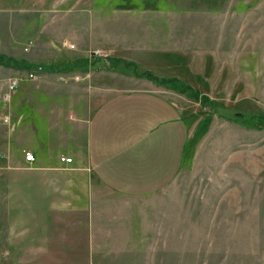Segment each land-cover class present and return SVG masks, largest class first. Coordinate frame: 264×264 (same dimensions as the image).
<instances>
[{"label":"rangeland","instance_id":"rangeland-1","mask_svg":"<svg viewBox=\"0 0 264 264\" xmlns=\"http://www.w3.org/2000/svg\"><path fill=\"white\" fill-rule=\"evenodd\" d=\"M0 54L22 67H0L3 107L20 86L85 96L88 110L158 87L191 137L167 188L124 199L94 186L106 202L55 213L45 237L26 230L11 196L21 203L28 176L0 152V264H264V0H0Z\"/></svg>","mask_w":264,"mask_h":264},{"label":"crops","instance_id":"crops-1","mask_svg":"<svg viewBox=\"0 0 264 264\" xmlns=\"http://www.w3.org/2000/svg\"><path fill=\"white\" fill-rule=\"evenodd\" d=\"M7 69L9 74L16 70ZM58 69L45 67L47 73ZM50 95L44 86H20L7 107L0 102V118H10L9 124H0V152L10 158L12 170L28 176L21 203L11 197L29 216V232L45 237L53 229L51 216L60 211L84 207L89 214L96 212L106 201L94 186L124 199L156 194L175 180L189 158L190 128L163 89L120 91L92 110L85 96L73 101L71 95L57 100ZM60 100L67 104L56 112ZM25 151L34 155L33 162L25 160Z\"/></svg>","mask_w":264,"mask_h":264},{"label":"built area","instance_id":"built-area-1","mask_svg":"<svg viewBox=\"0 0 264 264\" xmlns=\"http://www.w3.org/2000/svg\"><path fill=\"white\" fill-rule=\"evenodd\" d=\"M93 53L97 55L100 52L95 51ZM28 78L33 79L34 75L29 74ZM22 81H23L22 76H15V77L9 78L6 82V86L8 88V91H10V92L15 91L17 89V86ZM4 99L7 100L8 98L5 96ZM9 123H10V118L8 116H3L2 118H0V124H9ZM24 158L27 162H33L35 160L34 155L31 152H26V151L24 152ZM60 161L66 163V164H70V163H72V158L61 157Z\"/></svg>","mask_w":264,"mask_h":264},{"label":"trees","instance_id":"trees-1","mask_svg":"<svg viewBox=\"0 0 264 264\" xmlns=\"http://www.w3.org/2000/svg\"><path fill=\"white\" fill-rule=\"evenodd\" d=\"M18 61L11 58V57H8V56H5V55H2L0 54V65L1 66H4V67H7V68H14V69H19V68H22L18 65ZM145 77H150L149 75H144Z\"/></svg>","mask_w":264,"mask_h":264}]
</instances>
